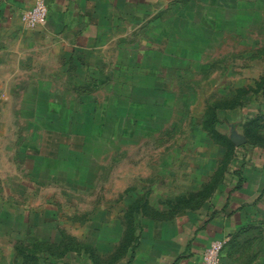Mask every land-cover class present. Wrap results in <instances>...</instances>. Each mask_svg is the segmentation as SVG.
<instances>
[{
  "label": "rangeland",
  "instance_id": "1",
  "mask_svg": "<svg viewBox=\"0 0 264 264\" xmlns=\"http://www.w3.org/2000/svg\"><path fill=\"white\" fill-rule=\"evenodd\" d=\"M227 1L85 0L63 25L44 0L0 29V264H123L223 156L212 105L264 138V0Z\"/></svg>",
  "mask_w": 264,
  "mask_h": 264
},
{
  "label": "crops",
  "instance_id": "2",
  "mask_svg": "<svg viewBox=\"0 0 264 264\" xmlns=\"http://www.w3.org/2000/svg\"><path fill=\"white\" fill-rule=\"evenodd\" d=\"M48 1L51 22L63 25L68 22L71 11L77 6L84 10L86 4L85 0ZM248 1L249 4L260 2L232 0L234 6L230 7L227 1L222 7L235 9L237 16L243 9L237 4H247ZM33 3L34 0H0L1 31L16 25L18 14ZM257 85V98L263 99ZM250 118L256 117L245 119L242 123L244 132ZM233 133L242 135L245 142L235 144L231 140ZM221 134L233 144L230 158L222 145L225 152L210 169L211 176L206 184L203 182L199 190L195 186L165 200L168 211H163L164 217L161 210L157 211V218L141 226L138 241L126 254L123 264H203V251L214 240L226 241L221 252L224 264H264V148L249 144L246 135L235 129L229 135ZM246 143L250 147L249 152L244 151L250 154L248 161L236 166L232 162L238 158L236 148ZM202 192L206 195L195 207L183 203L182 200H190ZM177 200L182 202L174 207Z\"/></svg>",
  "mask_w": 264,
  "mask_h": 264
},
{
  "label": "built area",
  "instance_id": "3",
  "mask_svg": "<svg viewBox=\"0 0 264 264\" xmlns=\"http://www.w3.org/2000/svg\"><path fill=\"white\" fill-rule=\"evenodd\" d=\"M20 15L21 20L28 27L33 28L45 23L48 17V8L44 0H34L33 5L23 10ZM225 242V240L210 242L202 254L203 264H224L221 259V252Z\"/></svg>",
  "mask_w": 264,
  "mask_h": 264
},
{
  "label": "trees",
  "instance_id": "4",
  "mask_svg": "<svg viewBox=\"0 0 264 264\" xmlns=\"http://www.w3.org/2000/svg\"><path fill=\"white\" fill-rule=\"evenodd\" d=\"M261 92L264 94V91H261ZM237 103H238V101H233L231 103H225V101H222L221 103H219V105H220V109H227V108H232L233 106L237 105ZM217 108H218V105H216V104L211 106V110L213 112V117H212V121L210 123H207V124L210 125V129L212 130V134L217 135L219 140L221 139V145H223L226 148L227 154H228L227 156H228V159H229L230 156H231V151H232L233 144H232V142L230 141V139L228 137H226L223 134H219L218 131L215 129V127H213V124L215 122L216 123L219 122V119L217 118V114H216V110H218ZM256 119H258V118L251 119L250 122L247 123L246 129H245V132L247 134H245V135H246V137H247V139L249 141L248 143H250L251 145H260L261 147L264 148V138L261 137V135H258L256 133V131L254 130V128H253V125H254V122H255ZM250 123H251V127H252L251 131H249V129H248V127H250L249 126ZM256 136H258V137H256ZM84 143H82V145ZM205 190L207 192L208 188H206ZM206 192H202L200 194L198 193V194L192 196V199H190V200H182V201H183V203L185 205L191 204L192 207H195L196 205L201 203L203 197L206 195ZM182 201L177 200V202L174 204V207H176V205L179 206V204ZM171 212H173V211H171ZM158 216H159V213L156 212L154 217L157 218Z\"/></svg>",
  "mask_w": 264,
  "mask_h": 264
},
{
  "label": "water",
  "instance_id": "5",
  "mask_svg": "<svg viewBox=\"0 0 264 264\" xmlns=\"http://www.w3.org/2000/svg\"><path fill=\"white\" fill-rule=\"evenodd\" d=\"M231 140L235 143V144H240L245 142V138L242 135H236L235 133H233L231 135Z\"/></svg>",
  "mask_w": 264,
  "mask_h": 264
}]
</instances>
